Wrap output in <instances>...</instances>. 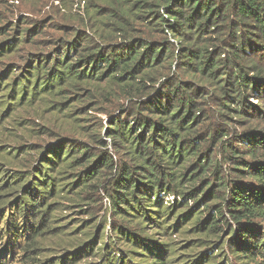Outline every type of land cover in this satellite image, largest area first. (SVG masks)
Segmentation results:
<instances>
[{
  "label": "trees",
  "instance_id": "16d2710c",
  "mask_svg": "<svg viewBox=\"0 0 264 264\" xmlns=\"http://www.w3.org/2000/svg\"><path fill=\"white\" fill-rule=\"evenodd\" d=\"M80 5L71 38H41L40 22L0 44V66L22 61L0 75V119L39 101L64 113L71 98L70 117L89 114L98 93L125 104L99 149L61 138L29 171L0 172V264H264V0ZM103 200L97 245L99 229L71 221Z\"/></svg>",
  "mask_w": 264,
  "mask_h": 264
},
{
  "label": "rangeland",
  "instance_id": "374dc122",
  "mask_svg": "<svg viewBox=\"0 0 264 264\" xmlns=\"http://www.w3.org/2000/svg\"><path fill=\"white\" fill-rule=\"evenodd\" d=\"M80 2L81 0H0V29L7 32L2 35L4 31H0V44L11 38L8 33L10 34L15 27L25 29L34 23L40 22L44 30L41 38H71L72 30H85L82 25L84 11ZM64 27H67L69 31L63 30ZM37 49L35 46L28 45L27 53ZM20 60V58H7L4 61L5 65L0 66V75L7 72L9 64H21L22 61ZM98 97L100 105L96 111H90L89 114L81 111V113L75 114L73 117L69 115L82 108V105L78 103L77 99L72 98L68 107H66L68 108L67 111L64 113H58L50 109L46 103L40 101L33 105L18 108L15 111H9V113L5 112L0 119V172L15 174L29 171L33 164L40 159L42 153L50 145L56 144L61 138H79L83 142H91L94 151L99 149L98 144L94 143L92 138L99 137L100 134L104 136L105 130L102 129V126L106 125L109 119L110 115H108V112L113 115L118 114L125 102L120 100L119 97L110 96L107 93L105 95L98 93ZM88 100L81 98V101L85 102V104L89 103ZM95 100L97 104L96 95ZM251 103L254 106L262 105L261 101L254 99L251 100ZM87 120H90V122ZM77 124L78 126H80L79 124L81 126L92 124L89 130L90 134H76L74 129H80L75 128ZM95 124L96 126H94ZM19 147L32 148L35 152L32 155L21 154L17 152ZM108 149L112 151L113 147L110 145ZM10 153L12 154L10 155ZM8 210L10 208L4 210V212L7 213L9 212ZM74 210L80 212L72 216L71 226L76 227L82 221L91 223L88 231L93 232L95 235L96 231H98L97 229H99V233L96 234L97 238L94 236L97 239L95 244L98 245L101 242V225L104 223L106 216L110 218L107 200L95 205L91 204L82 208H75ZM71 211L68 209L63 212V215L73 214ZM3 219L1 218V220ZM106 232L110 234V225L107 226ZM191 239L195 240L197 238L194 236L184 238L186 242ZM84 240L85 237L81 236L78 244L83 243ZM177 240L183 241V238L179 236ZM47 245L49 246V244ZM50 246H52V249H50L48 255L51 258L61 257V242L50 244ZM201 250L205 251L206 249H198V251ZM96 260L97 258L95 257H89L79 264H89Z\"/></svg>",
  "mask_w": 264,
  "mask_h": 264
}]
</instances>
